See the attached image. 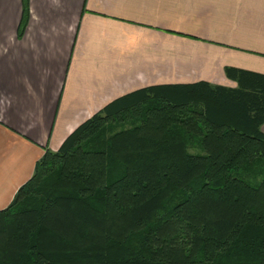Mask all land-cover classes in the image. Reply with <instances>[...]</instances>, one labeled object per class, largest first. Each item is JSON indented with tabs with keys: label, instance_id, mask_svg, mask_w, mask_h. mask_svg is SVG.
<instances>
[{
	"label": "trees",
	"instance_id": "1",
	"mask_svg": "<svg viewBox=\"0 0 264 264\" xmlns=\"http://www.w3.org/2000/svg\"><path fill=\"white\" fill-rule=\"evenodd\" d=\"M223 71L122 93L45 149L0 264H264V74Z\"/></svg>",
	"mask_w": 264,
	"mask_h": 264
},
{
	"label": "crops",
	"instance_id": "2",
	"mask_svg": "<svg viewBox=\"0 0 264 264\" xmlns=\"http://www.w3.org/2000/svg\"><path fill=\"white\" fill-rule=\"evenodd\" d=\"M228 66L264 74V0H0V209L107 101Z\"/></svg>",
	"mask_w": 264,
	"mask_h": 264
},
{
	"label": "rangeland",
	"instance_id": "3",
	"mask_svg": "<svg viewBox=\"0 0 264 264\" xmlns=\"http://www.w3.org/2000/svg\"><path fill=\"white\" fill-rule=\"evenodd\" d=\"M224 81H221V84H226V82H224ZM229 84V83H228ZM189 151H191V152H197V151H200L199 150V148L198 147H191V148H189ZM241 174H243L242 172H241Z\"/></svg>",
	"mask_w": 264,
	"mask_h": 264
}]
</instances>
